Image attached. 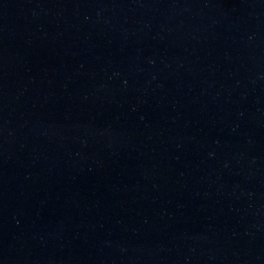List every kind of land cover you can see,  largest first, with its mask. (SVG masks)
Listing matches in <instances>:
<instances>
[{"label": "water", "instance_id": "95a60500", "mask_svg": "<svg viewBox=\"0 0 264 264\" xmlns=\"http://www.w3.org/2000/svg\"><path fill=\"white\" fill-rule=\"evenodd\" d=\"M0 264H264V0H0Z\"/></svg>", "mask_w": 264, "mask_h": 264}]
</instances>
